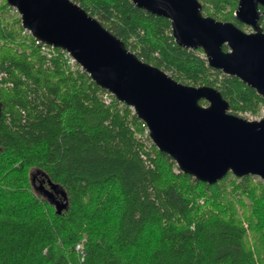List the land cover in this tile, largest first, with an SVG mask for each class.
I'll list each match as a JSON object with an SVG mask.
<instances>
[{"label":"trees","instance_id":"trees-1","mask_svg":"<svg viewBox=\"0 0 264 264\" xmlns=\"http://www.w3.org/2000/svg\"><path fill=\"white\" fill-rule=\"evenodd\" d=\"M73 1L142 61L218 90L231 114L264 104L201 49L176 45L168 19L130 0ZM198 1L204 16L245 30L233 17L238 0ZM10 12L0 0V264H264L263 180L228 172L208 185L182 173L137 138L143 121L130 107L112 96L105 104L107 91L59 49L47 65Z\"/></svg>","mask_w":264,"mask_h":264},{"label":"water","instance_id":"water-1","mask_svg":"<svg viewBox=\"0 0 264 264\" xmlns=\"http://www.w3.org/2000/svg\"><path fill=\"white\" fill-rule=\"evenodd\" d=\"M130 1L168 19L176 45L201 49L210 68L236 77L264 100V32L259 24L264 0L237 1L233 17L250 32L202 15L198 0ZM6 3L34 39L67 52L97 86L131 107L146 125L152 144L182 173L208 185L228 172L264 181V116L247 120L231 114L215 88L173 80L138 58L72 0ZM65 206L57 202L56 213Z\"/></svg>","mask_w":264,"mask_h":264},{"label":"built area","instance_id":"built-area-1","mask_svg":"<svg viewBox=\"0 0 264 264\" xmlns=\"http://www.w3.org/2000/svg\"><path fill=\"white\" fill-rule=\"evenodd\" d=\"M25 32L29 33L27 30H24L23 33H25ZM36 43L39 45V47H38L39 52L44 57L45 63L47 65H49L50 60L57 55V49L58 48L52 47L50 45H46L44 43L39 42L38 40H36ZM59 51L63 54V59L66 61L67 65H69V67L71 69H79V70L83 71L82 68L76 63V61L67 52L62 51L60 49H59ZM1 76H2V74L0 73V78H1ZM111 96L112 95L108 92H107V94H104L102 96L103 102L105 104H108L111 101ZM130 109L133 112V109L131 107H130ZM261 111L262 112H259V114H252L248 111H245V112L241 113L240 117L247 119V120H259L261 117L264 116V110L262 109ZM142 127L144 128L143 133L141 136H137V138L141 137L143 140L145 138H148L150 141V144H152V142L149 138V135H148V129L144 123H143ZM258 179H260V178H258ZM199 203L202 204V201H199ZM83 247H84L83 240L79 241L75 245V251L78 254L80 262L83 261V259L85 257V251H84Z\"/></svg>","mask_w":264,"mask_h":264},{"label":"rangeland","instance_id":"rangeland-1","mask_svg":"<svg viewBox=\"0 0 264 264\" xmlns=\"http://www.w3.org/2000/svg\"><path fill=\"white\" fill-rule=\"evenodd\" d=\"M73 1V0H72ZM199 2V1H198ZM200 3V2H199ZM201 4V3H200ZM202 7V6H201ZM14 11H16L14 8H12L11 7V14L14 12ZM203 15V14H202ZM246 28H245V30L244 31H246V32H250L251 31V28H249V27H247V26H245ZM203 58H205V56H204V54L203 55H201ZM205 105V104H204ZM264 110V104H261L259 107H258V110H257V112L256 113H252V114H259V112H262L261 110ZM243 113V112H242ZM251 113V112H250ZM241 115V113H239L238 114V116H240ZM34 175H35V178H34V186H38L39 185V182L41 181V178H42V176L40 175V174H37V172H35V171H33L32 172ZM44 184V183H43ZM81 240H83V242L85 243L86 242V236L84 235V236H82V238H81ZM81 240H79V241H81ZM78 241V242H79ZM77 242V243H78ZM76 245V244H75ZM83 249H84V247H83ZM74 250H75V247H74ZM76 252V251H75ZM77 253V252H76ZM78 255V254H77Z\"/></svg>","mask_w":264,"mask_h":264}]
</instances>
